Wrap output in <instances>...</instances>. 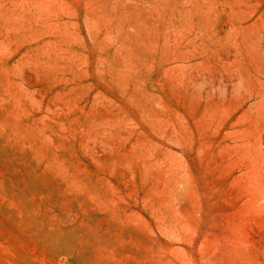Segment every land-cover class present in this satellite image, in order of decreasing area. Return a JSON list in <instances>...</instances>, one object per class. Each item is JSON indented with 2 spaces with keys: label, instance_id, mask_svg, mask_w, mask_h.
<instances>
[{
  "label": "rangeland",
  "instance_id": "obj_1",
  "mask_svg": "<svg viewBox=\"0 0 264 264\" xmlns=\"http://www.w3.org/2000/svg\"><path fill=\"white\" fill-rule=\"evenodd\" d=\"M0 264H264V0H0Z\"/></svg>",
  "mask_w": 264,
  "mask_h": 264
}]
</instances>
